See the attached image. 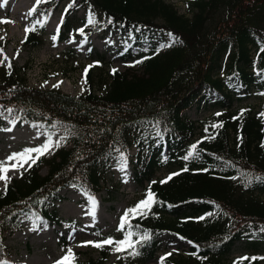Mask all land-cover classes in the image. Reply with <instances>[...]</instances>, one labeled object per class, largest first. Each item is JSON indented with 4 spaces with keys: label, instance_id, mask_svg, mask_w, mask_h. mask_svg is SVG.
I'll use <instances>...</instances> for the list:
<instances>
[{
    "label": "trees",
    "instance_id": "16d2710c",
    "mask_svg": "<svg viewBox=\"0 0 264 264\" xmlns=\"http://www.w3.org/2000/svg\"><path fill=\"white\" fill-rule=\"evenodd\" d=\"M62 1L48 0L36 6L35 14L42 21L27 43L42 44L46 22ZM193 7V19H187L164 0H72L63 19L66 32L71 31L69 19L74 11L94 9L97 23L92 26L116 35L125 53L143 61V75L116 73L106 93L97 95L87 85L80 99L53 98V94L36 98L22 82L1 85L0 128L13 120L19 126L39 124L49 133L64 134L70 148H60L51 160L42 156L0 194V261L8 260L4 233L22 231V215L38 225L67 226L51 205L59 200V193L76 187L95 197L106 183L107 168H102L101 160L109 162L117 154L129 157L133 146L138 149L132 163L135 181L143 189L141 198L151 188L159 203L146 217L133 219L131 231L138 233L134 240L145 232L151 239L137 245L136 256L113 252L105 245L97 248L98 259L77 258L75 264H107L114 254L120 258L117 264H143L156 256V242L163 234L184 237L193 247L186 258L164 260L163 264H226L236 242L264 239V201L257 197L264 194V180L255 179L264 178V109H233L245 95L264 98V0H195ZM211 14L224 16L201 45L200 51L210 48L216 38L211 55L193 53L187 69L178 70L172 60L182 52L176 46L185 45L184 39L193 40L201 31L206 33L205 21ZM164 26L171 34L172 30L185 33L184 39L174 34L179 42L167 50L161 47L166 45ZM64 33L59 34L60 40L65 39ZM200 104L218 111L200 122L182 115ZM138 106L150 110L149 116L142 111L135 121L103 125L104 121L128 119ZM219 123L223 127H211ZM193 145L200 156L186 161ZM186 166L188 171H182ZM43 168L49 170L45 177L40 174ZM164 168L180 174L160 183L163 180L155 176ZM248 178L252 182L245 187ZM118 233L124 239L125 233ZM259 248L255 245L256 251L241 257L249 259L237 258L229 264H264Z\"/></svg>",
    "mask_w": 264,
    "mask_h": 264
},
{
    "label": "rangeland",
    "instance_id": "374dc122",
    "mask_svg": "<svg viewBox=\"0 0 264 264\" xmlns=\"http://www.w3.org/2000/svg\"><path fill=\"white\" fill-rule=\"evenodd\" d=\"M194 1L164 0L166 4L171 5L177 11L178 15L187 19H193ZM71 2L72 0L61 2L58 10L47 20L41 37L42 44L34 47L27 43L26 39L37 31V22L41 23L42 17L37 16L35 13L29 16L27 13L37 6V0H7L6 4L3 3V0H0V5H2L0 6V21H8L6 23L0 22V37H3V39H0V49L3 50L0 52V60H3L4 56L8 57L7 61L0 64V88L5 81L12 82L16 86L22 82L28 90L32 91L33 95H36V98L37 95L53 94V98L60 95L65 98L80 99L87 91V85L92 86L97 95L106 93L110 84V77L114 75L113 69L116 70L115 74L119 75L129 73L138 78L143 75L140 63H136L137 59L125 53L127 49L116 35H110L102 30L98 31L95 26L87 23L89 14L96 13L94 9L81 8L74 11L69 19L72 24L71 31L66 32V29L63 30V19ZM98 15L100 18L102 17L101 13H98ZM223 17L215 14L208 16L204 26L207 29V34L205 31H201L198 36L193 37V40L184 39L185 33L182 31H171L173 36L177 34L182 37L187 42L184 44H188L189 47L182 45L177 48L176 46V49L182 52L180 55L175 54L172 60L174 64L179 66L178 70L187 69V60L193 53H199L202 43ZM157 22L163 23L162 20ZM32 26H35L36 30L26 33L25 29ZM57 28H59V31H57ZM81 28L84 29L83 35L78 31ZM163 28L162 35L166 45L174 44L169 36V31H167L168 27L164 26ZM60 32H65L63 35L65 39L60 40L58 37ZM54 36L56 37L55 40L52 39ZM167 49L168 47H165V50ZM9 61L12 65L11 68L7 66ZM227 64L225 63V65ZM89 65H93L87 73V75L90 74L91 82L88 83L87 80V83H83L85 69ZM61 81L63 83L59 87H53ZM251 94L250 97L245 95L242 101L235 102L233 109L235 111L251 109L255 112L263 110L264 98H260L261 96L255 93ZM144 110L145 108L139 109L138 106L137 110H134L128 119L117 118L110 123L104 121L103 125L110 127L112 123L116 125L121 120L131 122V118L135 121L141 118L139 115ZM217 111L214 108L211 109V107L208 108L204 104H200L189 107L184 114L188 120L200 122L209 119ZM149 112L150 110L147 109L143 112V115L148 117ZM122 114L119 113V115ZM3 125V129H0V161H7L8 167L17 163L14 160L8 161L9 156L13 153H20L26 148L39 147L46 141L49 134L45 127L40 125H27L22 128L9 122ZM9 128L11 131L5 130ZM6 140H10L11 145L14 144L13 149L9 150L10 153L5 151L8 147ZM53 140H61V146L53 149L50 154L43 156L47 160L54 158L60 148H70L67 145L66 136L61 132L55 133ZM137 154L138 149L133 146L130 150V157L124 155L126 157L124 171H121V154H117L109 162L101 160L102 168L104 170L107 168L106 183L105 186L101 187V193L95 197L98 201L95 217L90 215V197L84 195L77 188L63 189L59 193V200L51 204L59 219L68 223L67 226L62 227L51 223L38 225L28 216H23L21 218L24 222L22 231L13 234L4 233V245L7 247L6 253L8 254L9 264H56V261L61 259L69 248L75 253L76 259L80 258L83 261L87 258L98 259L97 248L91 245H81L84 241H103L109 237L120 240L121 236L117 230L119 220L126 209L142 200L143 189L135 181L132 163ZM30 164L31 161L19 168V171H9L8 175L11 179L8 184L20 179L22 174L34 165L29 166ZM171 171L168 168L161 169L156 173L155 178L164 180ZM48 172V168H43L40 174L45 177ZM4 188V182L0 181V194ZM257 197L264 201L263 193L258 194ZM9 213L11 214V212ZM33 228L37 230L33 231ZM262 234L264 235V232ZM174 237V235L168 234L161 235L156 242L158 250L156 256L143 264H161L162 257L165 258L164 260L169 261L186 258L190 252L191 243L188 241L185 244L182 241L171 243L170 240ZM247 240L242 239L234 244L226 264L234 259L241 258L248 252L256 251L253 250L255 245L260 247L258 251L264 254V239L256 243ZM169 253L171 255H168ZM119 260L120 258L114 254L107 264H117Z\"/></svg>",
    "mask_w": 264,
    "mask_h": 264
},
{
    "label": "snow or ice",
    "instance_id": "6c2138e0",
    "mask_svg": "<svg viewBox=\"0 0 264 264\" xmlns=\"http://www.w3.org/2000/svg\"><path fill=\"white\" fill-rule=\"evenodd\" d=\"M43 2H48V0H37V4L39 3H43ZM3 3L6 4L7 0H3ZM2 6V5H0ZM69 7H71V5H69ZM36 12V8L31 9L27 15L31 16ZM47 19V18H45ZM0 22H8V21H0ZM111 22V21H109ZM39 23V21L37 22ZM87 23L89 25H95L97 23L94 14H89L88 19H87ZM44 25L41 24V27H43ZM35 26L26 28L25 31L26 33H30L35 31ZM57 31H59V28H57ZM81 35L84 34V29L81 28L78 30ZM169 36L172 38L173 43H178L179 40L178 38L174 37L171 33H169ZM0 39H3V37H0ZM53 40L56 39V37H52ZM172 44H167V45H162L161 47H171ZM3 50L0 49V52H2ZM262 51H264V49H262ZM8 57L4 56L3 60H0V64H2L4 61H7ZM136 63H143V61H137ZM8 68H11V62L9 61L7 64ZM93 67V65H89L88 68L85 69V73H84V80L82 81L83 83H87V73H88V69ZM116 70L113 69V74H115ZM11 74V73H9ZM63 83L58 82L57 84L53 85V87H59L60 84ZM9 112H11L12 110L9 109ZM243 111L241 112V115H243ZM219 115V114H217ZM264 115V114H262ZM11 123L13 125H15L16 121L13 120L11 121ZM212 128H221L223 127L222 123L219 124H214L211 125ZM6 131H11V129H5ZM207 131V129H206ZM159 134V133H157ZM214 139V137H211ZM63 139V138H61ZM61 146V140H53V134L49 133L47 135V139L44 143H42L39 147H33V148H26L24 149V151L20 152V153H13L11 156L8 157V161H17V163H14L11 165V167L6 166L7 161H0V181H3L5 184V192L7 191V184L10 181L11 177L8 175L9 171L11 170H16L19 171V168H22L25 164H29V161H31V164H36L37 161L42 157L45 156L47 154H50L52 152L53 149L55 148H59ZM119 151V150H118ZM200 156V152L198 151L197 145H193L191 150L188 152V154L184 157V159L187 160H191L193 158H199ZM31 164L29 166H31ZM19 165V167H18ZM126 168V157L121 154V171H124ZM182 171L186 172L188 171L187 166L182 169ZM202 171H207V169H204ZM180 173H172L170 174L165 180L160 181V183H167L169 180H171L174 176L179 175ZM245 177H249V174H243ZM255 179H259V180H264V178L261 177H257ZM252 182L251 178L246 179L245 182V187H249L250 184ZM155 183V182H154ZM159 203V201L156 199L155 193L152 192L151 188L148 189V191L145 194V198L141 201H139L135 206L128 208L125 210L123 216L121 217V221H120V225L118 227V231L124 232V239L121 240H115L111 237L103 240V241H84L82 243L81 246H88L91 245L95 248L98 249H102L104 248L105 245L107 246H111V250L113 252L116 253H120V252H128L129 255L132 256H136L139 255V252L136 250L137 249V245H141L143 244V242L148 241L151 239V236L149 233L145 232L142 235H139L138 239H133L134 236H137L138 233L131 231V228L133 227L131 224V221L133 219L136 218H144L146 217L149 212L151 211L152 207L154 204ZM90 205H91V210H90V215H92L93 217H95L96 215V209L98 207V201L96 200V198L94 196L90 197ZM203 219V218H201ZM129 229L128 231H125V229ZM33 231H36V228L32 229ZM71 238V237H70ZM180 239H184V237H180ZM189 243H191V241H189ZM168 255H171V253H169ZM165 258H161V264H163V260ZM244 259H249L247 257L241 258V261ZM251 259H256L255 257L251 258ZM76 261V255L73 252V250L71 248L67 249L66 254L59 259L58 261H56V264H75ZM0 264H9L8 261H0Z\"/></svg>",
    "mask_w": 264,
    "mask_h": 264
},
{
    "label": "bare ground",
    "instance_id": "6f19581e",
    "mask_svg": "<svg viewBox=\"0 0 264 264\" xmlns=\"http://www.w3.org/2000/svg\"><path fill=\"white\" fill-rule=\"evenodd\" d=\"M218 40L215 38V39H213L212 41H211V43H210V45H209V47L210 48H204V49H202L201 51H200V53L202 54V55H211V50L213 49V48H215V45H216V42H217ZM182 93V92H181ZM180 93V94H181ZM185 112H183L182 113V115L183 116H185V114H184ZM186 117V116H185ZM7 141V145H8V147H6V152L7 153H10V149L12 150L13 149V146H14V144H12L11 145V143H10V140H6ZM1 144V143H0ZM6 160H7V158H6ZM7 166H9V164H6ZM175 237H176V239H175ZM174 237V239H171L170 240V242L171 243H179L180 241H182V242H184V244L186 243V241L185 240H182V239H180V237H177V236H175ZM191 248H190V251L193 249V247L192 246H190Z\"/></svg>",
    "mask_w": 264,
    "mask_h": 264
}]
</instances>
